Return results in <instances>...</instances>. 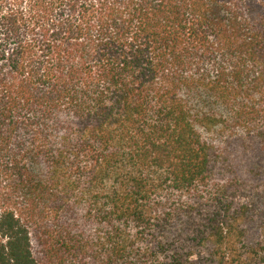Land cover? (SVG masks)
I'll use <instances>...</instances> for the list:
<instances>
[{
  "label": "trees",
  "instance_id": "obj_1",
  "mask_svg": "<svg viewBox=\"0 0 264 264\" xmlns=\"http://www.w3.org/2000/svg\"><path fill=\"white\" fill-rule=\"evenodd\" d=\"M262 227L264 0H0V264H262Z\"/></svg>",
  "mask_w": 264,
  "mask_h": 264
},
{
  "label": "rangeland",
  "instance_id": "obj_2",
  "mask_svg": "<svg viewBox=\"0 0 264 264\" xmlns=\"http://www.w3.org/2000/svg\"><path fill=\"white\" fill-rule=\"evenodd\" d=\"M249 229V238H248V243L249 244H252L254 243V241H259V240H262L263 241V245H264V227L260 228L259 230H255V229H251V228H248ZM263 252V251H261ZM227 253H229V260L228 262L230 264H232V262H234V260L237 258V256L239 255L240 259H243L244 256H245V253H246V249L245 248H241L240 250L234 252V251H228ZM234 259V260H233ZM255 264H259L257 262H255ZM264 264V262L262 263Z\"/></svg>",
  "mask_w": 264,
  "mask_h": 264
}]
</instances>
